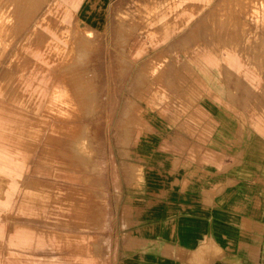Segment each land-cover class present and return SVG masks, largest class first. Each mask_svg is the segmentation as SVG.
Wrapping results in <instances>:
<instances>
[{"label": "rangeland", "instance_id": "374dc122", "mask_svg": "<svg viewBox=\"0 0 264 264\" xmlns=\"http://www.w3.org/2000/svg\"><path fill=\"white\" fill-rule=\"evenodd\" d=\"M182 1L0 0V93L42 106L21 191L15 155L0 165V264H119L122 208L163 195L148 167L179 150L232 155L264 194V0H213L187 25Z\"/></svg>", "mask_w": 264, "mask_h": 264}, {"label": "crops", "instance_id": "0c3cea01", "mask_svg": "<svg viewBox=\"0 0 264 264\" xmlns=\"http://www.w3.org/2000/svg\"><path fill=\"white\" fill-rule=\"evenodd\" d=\"M187 1L198 3V9L184 17V25L208 8L213 0H183L181 3ZM178 5L161 11L147 24L145 21L143 30L150 32L170 19ZM213 18L212 8L191 35L202 32L200 39L204 44L215 38L210 28L205 29ZM63 44H66L64 40ZM50 73L55 74L53 68ZM54 92V97L60 96L57 95L60 86H56ZM12 103L22 104L18 97L0 93V165L7 167L8 157L15 155L14 161L19 166L17 187L21 191L23 155L27 140L33 138L27 121L34 124L37 142L42 106L26 105L25 108L23 104L14 106ZM36 150L37 145L34 152ZM167 156L162 167H148L163 173V180L158 183L163 185V195L153 192L144 206L131 205L125 212L122 208V224L124 219L126 224L131 223L120 229L118 237L121 239L116 247L117 251L121 249L117 257L119 264H264V194L261 190L253 194L252 181L237 178L235 158L227 157L224 152L209 153L211 163L203 165L199 162L203 153L195 156L196 159H189L183 150ZM247 182L249 185L244 186Z\"/></svg>", "mask_w": 264, "mask_h": 264}, {"label": "bare ground", "instance_id": "6f19581e", "mask_svg": "<svg viewBox=\"0 0 264 264\" xmlns=\"http://www.w3.org/2000/svg\"><path fill=\"white\" fill-rule=\"evenodd\" d=\"M115 57H116V56H115ZM116 59H117V58H116ZM120 59H121V58H120ZM122 59H123V58H122ZM124 60H125V58H124ZM112 61H113V60H112ZM114 62H116L115 59H114ZM116 64H117V63H116ZM116 64H115V65H116ZM117 65H119V64H117ZM119 68H120V67H119ZM116 69H117V68H116ZM116 72H118V71H116Z\"/></svg>", "mask_w": 264, "mask_h": 264}]
</instances>
